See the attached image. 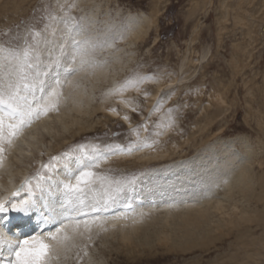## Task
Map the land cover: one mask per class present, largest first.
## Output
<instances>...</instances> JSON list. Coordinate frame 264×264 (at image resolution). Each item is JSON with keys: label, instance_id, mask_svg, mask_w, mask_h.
I'll return each mask as SVG.
<instances>
[{"label": "rangeland", "instance_id": "1", "mask_svg": "<svg viewBox=\"0 0 264 264\" xmlns=\"http://www.w3.org/2000/svg\"><path fill=\"white\" fill-rule=\"evenodd\" d=\"M73 2L74 0L64 3L63 0H0V47L22 49L26 43H32L35 52L40 55L39 47L42 42L48 41V37H52L49 28L52 30L57 20L74 19L81 25L86 19L84 16L87 14V19H90L91 13L94 14L95 11L96 25L92 27V24L85 22V34L94 35L93 40L102 44L112 40L118 50L123 48V54L120 53L122 60H131L120 75V67L111 68L118 74L115 83L95 90L94 102H100L110 95L115 86L130 77L140 75L147 77V80L139 89L133 88L122 95H112L116 99V109L114 107L115 111L112 112L118 116L105 118L103 113L100 114L93 120L94 130L90 133L72 138V134L65 133L68 135L66 136L58 127L60 133L53 138L47 135L41 139V147L37 145L36 150L25 156L22 163L13 159L6 170L0 167V185L4 181L8 182L7 168L9 171L14 170L15 176L12 179L20 188L25 178L17 175L15 169L25 171L31 178L52 156H60L80 144H95L101 148L120 145L125 149L138 141H146L151 145L140 150L134 149L131 154L113 155L115 160L119 155L136 157L155 151L168 142L170 147V142L175 139L184 145L183 149L187 152L183 154L189 155L185 159L190 160L196 158L202 150L199 146L203 145L210 151L206 152V157L220 151L218 159L227 161L223 157V151L225 147L231 146L229 154L236 155L241 164L248 161L263 163L261 167L256 163L255 167L258 178L264 180V0H96V5L100 7L98 10L96 6L84 2L81 6L72 8L70 15L66 14ZM138 18L148 21V33L134 47L124 46L118 39L120 33L128 30L131 20L138 22ZM107 25L111 27L105 30ZM93 28H96L93 30L96 34H92ZM35 33L40 35L36 36ZM116 48L112 49L111 55L104 49L103 52L98 51L96 56L112 64ZM63 57L65 55L61 52L56 53L46 63V66H52L49 73L58 69L55 63L59 59V65L62 64ZM121 100L129 106L123 107ZM61 103L58 111L49 114L60 113L64 106ZM200 128L203 130L202 134L206 135L208 132V138L199 135ZM64 137L66 140L60 143L61 147L55 148ZM200 137H205L203 141H209L201 143ZM195 143L196 147H191ZM10 147L11 144L4 145L3 159ZM179 151L180 149L175 153ZM177 158L168 165L181 161ZM110 166L111 163H103L97 171L116 178H138L137 188L129 193V198L135 205V201L141 199L143 194L152 192L149 185L152 177L149 172L160 165L157 163L132 170H111ZM68 167L74 170L75 162L69 161ZM64 170L61 162L55 172L51 173L53 180ZM199 178V181L203 180L202 177ZM189 181L191 185L195 182ZM7 182L2 184L7 185ZM48 183L50 185L51 181ZM35 184L36 181L33 180V187ZM34 189L37 196L45 195L51 190L58 193L51 186L44 190ZM218 189L215 194L222 197L223 186ZM3 192L0 188L1 196L5 194ZM187 192L191 195L190 190L182 194ZM159 193L163 194L158 196ZM159 193L155 194L157 198L165 199L169 196L164 191ZM55 196L59 201V193ZM51 200L56 203L53 198ZM158 200L154 201V205L164 204V201ZM244 205L249 209V205ZM96 229L97 227H93L91 232ZM235 231L230 235L220 233V241L210 248L199 247L189 252L172 253L167 251L171 245L168 248L163 245L152 251L135 247L121 250L116 242H112L114 240L105 243L102 230H98L96 234L85 233L83 238L77 237V247L67 254V258L61 253L60 259H54L52 264H238L237 261L244 258L246 245H241ZM248 231L250 232L246 236L251 234L252 237H247V242L251 238L259 239L263 236L262 229H258L255 224H251ZM249 249L255 253L259 248ZM84 251L88 255H84ZM263 259L264 255L257 262L250 261L248 264H264Z\"/></svg>", "mask_w": 264, "mask_h": 264}, {"label": "bare ground", "instance_id": "2", "mask_svg": "<svg viewBox=\"0 0 264 264\" xmlns=\"http://www.w3.org/2000/svg\"><path fill=\"white\" fill-rule=\"evenodd\" d=\"M67 1L68 0H63V3ZM95 1L96 0H74L72 5H75V7H73V9L77 8V6H81L85 2L86 4L90 3L91 5L96 6L98 10L100 7L96 5ZM94 14L97 16L95 11ZM94 14L91 13L90 19H87L88 17L86 14L84 16L86 19L82 21L81 25L76 23L74 19L72 21L65 19L57 20L56 24L53 25L52 30L49 28V33L52 34V37H48L47 42H42L39 47L40 49L38 50L40 51V55L38 56L40 58L41 67L44 68L46 63L54 58L56 53L61 52V48L64 50L65 57L62 58L63 61L62 64L59 65V68L53 70L47 77H45L47 83L51 84L53 82L56 78L57 71L60 73L61 80L65 78L64 68L70 63V56L73 50L71 35L80 29H84L83 24H85V22L87 24H92V27H95L96 16ZM138 19V22L132 20L129 22L132 24H129L127 31H121L118 39L120 43H124V46L134 47L143 39V36L148 33V21L144 18ZM110 27V25H107L105 30L110 29ZM95 29L96 28H93L92 31ZM92 34L96 33L93 31ZM90 37L94 39V35H91ZM62 45L65 46L62 47ZM104 45V49L107 50L109 55L113 53L112 49L116 48L110 39L107 40ZM114 51L115 55L112 64H108V62H104V59L101 60V58L99 59V57L96 56L95 59L99 65L98 67L94 69L89 68L68 77V79L72 81V84L65 85L63 88L64 96L62 102L64 106L62 105L63 108L61 107L62 111L58 114L42 116L39 120L34 121L31 126L25 127L22 134L13 140L11 147L8 150V154H6L3 159V164L0 165L2 170H6V167L13 163V159L18 163H22L25 156L27 157L36 150L37 145H40L41 147L43 142L41 139L47 135L51 136V138L56 136V134L58 135L60 133L57 130L58 127L61 128L64 134H72V138H77L79 135L83 136L92 131L94 128L93 120L100 114L103 113L105 118L118 116V114L112 112L115 107L114 102L116 99L113 98L111 94L98 103L94 102L95 90L102 87L106 88V85L115 83L118 74L115 70H111V68L120 67V71L117 70L120 72V75L127 66V62L129 63L131 60L129 58L127 62L122 60L123 58L121 56L123 54V48L119 50L116 48ZM100 52L101 51H99V53ZM112 71L114 72L113 75L111 74ZM120 102L123 107L129 106V104L123 100ZM200 132V136L203 135L207 137L208 132H206V135L202 134L203 130L201 128ZM205 137H200L201 143H207L209 141V139L203 141ZM65 140L66 137L61 138L55 148L61 147L60 143ZM195 140L196 138L194 141ZM170 143L172 144L170 147H168V142L166 143L167 146H165V144L164 146H160L159 149L157 148L155 151L146 152L136 157H122V155H119L120 157L115 160H113L112 156L110 157L111 161L106 163H111V170H132L135 167H147L154 164L156 165L157 163H159L160 166H156L159 167L157 170L156 167H154L153 172H151L152 174L149 172L152 177L150 180L151 184H149L151 187L150 191L152 192L149 191L150 193L147 194V191L145 195L142 192L143 197L141 198V201L143 206L139 207L136 205L134 213L128 214L126 218L107 220L104 223L103 229L97 228L95 231L91 232L90 235L96 234L98 230H102V238L104 242L110 243L111 240H114L112 242H116L121 250H128L135 247L140 249L145 248L152 251L163 245L167 248L171 245L167 251L174 253L176 251L189 252L199 247L210 248L220 241V233L223 235H230L236 230L237 239L240 240L241 245H246L244 246L246 249L244 258L241 261H237L239 262L238 264H248L250 261L257 262V259L264 255L261 252V250L264 249V180L263 178H258L255 166L257 163L259 165L258 167H261L263 163L259 161H255V163L248 161V164H241L236 155L229 154L231 152V146L225 147V150L223 151V157L228 159L227 161H221L220 158L218 159L220 151H217L210 157L208 155L209 159H207L208 157H206V155L208 153L206 152L210 153V151L204 148L203 145L199 146V148L202 147L203 151L201 150V152L195 156L196 158L191 160L185 159L189 157V155L183 154L187 152L183 149L184 145L179 144L177 139L172 140ZM196 145L197 143L192 144L191 147L195 148ZM178 149H180L179 153H175ZM176 157L181 161L169 166L168 164L173 162ZM183 159L185 160L182 161ZM105 167L107 168V164ZM8 168V175L6 176H8L9 179L8 182L4 181L8 184H2L4 182L1 183L0 188L4 190L3 193L5 194L2 196L0 195V199L8 201L11 197L12 200H19L21 197H26L27 193H24L23 191H20L19 197L14 198L12 196V193L18 191L20 188L12 179L15 176L13 174L14 170L9 171ZM15 170L17 171V175H22L23 178L27 177V174L24 173L25 171H19L20 169ZM169 171H171V174ZM65 175L66 170L60 172L59 176H56L57 179L51 181V188L55 187L54 182L64 179ZM223 176H225L224 179L222 178ZM199 177H202L203 180L199 181ZM189 180L193 182L195 181L194 184L191 185ZM220 183L223 184L220 186ZM218 186H223L222 197H220V194L218 193L217 195L215 194ZM220 187L218 190H220ZM141 190H143V188ZM186 190H190L191 195H189L188 192L185 195L182 194L184 191L186 192ZM162 191L168 193L169 196L165 199L159 197L160 200L164 201V204L160 205L157 202L158 205H154V201L159 199L156 197L157 193ZM177 191L180 192L178 193ZM33 194L37 201L35 209L28 213H24L13 211L9 206L8 211L0 212V216L10 215V217H19L22 215H32L31 222H33L35 220L33 212H35L34 214H36L38 218L43 220V217L46 215L59 211L60 200L57 201L55 196L58 193L52 192L51 190L49 193L42 196H37L34 192ZM161 194L163 193H159L158 196ZM47 198H49V200ZM52 198L56 200L55 204L54 200V202H52ZM160 200L158 201L160 202ZM169 201L174 203H169ZM244 204L249 205V209L246 208ZM119 209L121 208H117L115 211L120 212L121 210ZM251 224H255L258 229H262L263 236L259 239L251 238L247 242L245 239L252 237L251 234L246 236L250 232L248 230H250ZM49 225L57 226L56 224L42 223V225L39 226V230H36L38 232H35V235L46 234L47 232H44L43 230L45 229L44 227ZM40 230H42V232H39ZM0 232H3L9 237L15 236L1 225ZM29 237L30 236L24 238ZM250 247H257L259 249L254 253L253 251H250ZM176 248H179V250Z\"/></svg>", "mask_w": 264, "mask_h": 264}, {"label": "snow or ice", "instance_id": "3", "mask_svg": "<svg viewBox=\"0 0 264 264\" xmlns=\"http://www.w3.org/2000/svg\"><path fill=\"white\" fill-rule=\"evenodd\" d=\"M73 7L75 5H70L66 14L70 15ZM35 35L39 36L40 33ZM71 41L73 50L70 63L64 68L65 78L61 80L57 71L51 84L47 83L45 77L52 66L41 67L32 43H26L22 49L0 47V165L3 164L5 144H12L24 128L34 121L59 110L64 96L63 88L72 84L68 77L99 66L95 57L98 51L104 50V44L94 41L85 34L84 29L71 35ZM61 54H64L63 48ZM59 63L58 59L55 63L57 68ZM146 80L147 77L135 75L115 86L110 94L122 95L129 89H139ZM125 119L128 117L125 116ZM150 146L146 141L131 143L126 149L120 145L101 148L95 144H80L60 156H52L49 162L42 164L39 172L26 178L20 189L12 193L15 198L20 196V191H27L26 197L8 201L0 199V212L8 211L9 206L13 211L24 213L35 209L37 201L32 181H36V189L50 187L48 182L53 181L51 173L63 162L66 175L64 179L54 182L60 197L59 211L43 217L45 224H56L57 227L46 234L23 239L0 232V264H52L54 259H60L61 253L67 258V254L77 247V237L83 238L85 233H91L93 227L103 229L109 219L126 218L134 210L129 193L135 191L138 178H116L97 169L113 155L131 154L134 149ZM69 161L75 162L74 170L68 167ZM117 208L123 211L108 215ZM84 255H88L87 251H84Z\"/></svg>", "mask_w": 264, "mask_h": 264}]
</instances>
